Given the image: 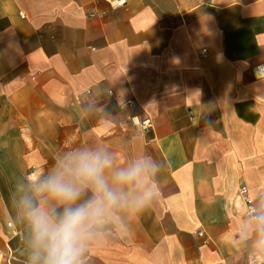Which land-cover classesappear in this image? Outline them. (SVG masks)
I'll use <instances>...</instances> for the list:
<instances>
[{
    "label": "crops",
    "instance_id": "obj_1",
    "mask_svg": "<svg viewBox=\"0 0 264 264\" xmlns=\"http://www.w3.org/2000/svg\"><path fill=\"white\" fill-rule=\"evenodd\" d=\"M263 63L264 0H0V247L24 261L10 204L21 175L89 136L126 162L140 133L165 165L158 199L92 264H259L235 235L241 186L264 192ZM91 98L117 123L82 126Z\"/></svg>",
    "mask_w": 264,
    "mask_h": 264
},
{
    "label": "clouds",
    "instance_id": "obj_2",
    "mask_svg": "<svg viewBox=\"0 0 264 264\" xmlns=\"http://www.w3.org/2000/svg\"><path fill=\"white\" fill-rule=\"evenodd\" d=\"M103 116L116 124L106 106L91 98L76 108L82 126ZM136 126V118H129ZM134 133L118 162L116 152L89 136L57 151L44 171L21 175L10 194L11 221L22 233L23 264H92L91 252L128 234L158 199L164 163L143 149ZM236 242L264 264V192L258 193L237 225Z\"/></svg>",
    "mask_w": 264,
    "mask_h": 264
},
{
    "label": "built area",
    "instance_id": "obj_3",
    "mask_svg": "<svg viewBox=\"0 0 264 264\" xmlns=\"http://www.w3.org/2000/svg\"><path fill=\"white\" fill-rule=\"evenodd\" d=\"M112 9L117 10L119 8L125 7L128 4V0H105ZM92 16H95L96 13L92 12ZM207 49H202L201 54L206 55ZM255 73L259 78H264V63L259 64L255 68ZM145 126H150L151 122L150 120H146L143 122ZM240 195L247 207V210L252 203V198L249 194V190L247 186L243 185L240 188ZM202 235V234H201ZM0 264H23V260H21L16 252L10 247L7 246L6 248L0 247Z\"/></svg>",
    "mask_w": 264,
    "mask_h": 264
}]
</instances>
